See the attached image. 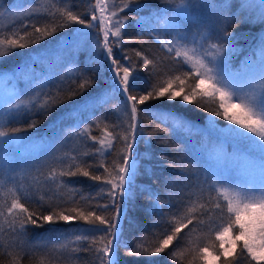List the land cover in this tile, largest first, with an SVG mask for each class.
<instances>
[{
    "label": "snow or ice",
    "instance_id": "6c2138e0",
    "mask_svg": "<svg viewBox=\"0 0 264 264\" xmlns=\"http://www.w3.org/2000/svg\"><path fill=\"white\" fill-rule=\"evenodd\" d=\"M2 7L0 5V9ZM149 7L139 0H92L91 11L81 15L71 7H57L52 4L43 13L39 8L28 11L29 17H49L48 24L40 26L35 23H22L18 31H10L6 36L0 34V62L12 55L16 49L36 45L72 24L80 26L74 29L75 39L69 42L74 51H80L91 40L90 51L97 53L95 57L89 55L84 61L85 68L80 73L78 82L72 81L75 88L69 89L63 96L58 88L55 94L32 90L35 91V98L31 92H23L15 96L10 94L12 98L3 99L0 103V179L7 177L14 181L12 173L18 169L31 171L28 162H23L21 169V162L14 160L10 149L21 144L22 132L27 133L39 127V122L32 117V113L36 111L46 117L55 106L70 100L75 102L68 104L62 117L53 122V127H59L64 120H71L73 124L69 125L70 128L91 140L93 146H101L96 149L97 153L103 149L107 152L115 151L116 154L111 165L89 163L76 156L65 155L61 159L64 166L59 169L50 168L44 176L45 182L50 181L61 187H69L72 184L70 178L77 176L106 185V189L100 190L105 192L109 203L98 207L108 209L111 213L108 217L97 214L96 211L85 212L78 207L53 210L45 214L30 208L32 203H38L34 198L13 194L11 202L0 208V217H4L0 232H7L13 238L7 245H0V249L13 256L11 264H20L19 257L25 251L23 238L27 235L28 225L42 227L45 223L55 225L75 220L82 221L89 227H77L75 238L71 241L75 245L72 252H94L99 264H121L119 256L122 248L128 256H158L165 253L174 241L183 239L181 233L184 229L191 232L197 227L213 230L215 240L219 242L215 246V254L210 253L207 246L198 250L207 264H264V34L256 42L253 51L255 59L252 56L247 57L238 69H234L231 64L232 55L237 51L234 44L239 39L233 26L241 22L264 24V0H242L241 7L253 14L225 16L219 27L210 25L196 14L206 8L226 11L228 0H224L219 6L213 4L212 0H179L175 7L157 8L153 14L154 26L147 32L142 26L144 18L137 19L139 30L135 36L125 40L130 27L129 21L132 19L128 12H139ZM185 20L192 22L195 26L194 32L186 26ZM85 29L89 31H84ZM93 33H96L95 37ZM146 34L156 40L178 66V70L166 75L153 73L157 61L149 59L141 51L135 52L142 61L139 65L134 64L130 56L118 57L114 53V48L123 51L124 44L140 42ZM23 55L32 62L31 65L26 64V67H34L40 58L39 50L36 49ZM122 60L125 62L122 63ZM96 61L100 62L95 68H91ZM143 70H147L148 77L160 76L159 82L143 87L139 75ZM10 71L0 68V80L4 81ZM89 71L95 75H88ZM105 73L110 75L105 76ZM12 74L15 75V72ZM148 77L144 78L145 84L148 83ZM101 78L104 80L103 85L99 82ZM89 89L95 91L85 96L84 93ZM110 93L121 98V110L126 118L111 126L107 122L106 114L96 115L98 109L105 108L110 103ZM76 97L81 99L77 100ZM197 97H212L213 110L205 118L206 124L203 128L196 127L194 121L176 111L175 106L157 113L154 117L165 127L171 128L173 134L187 130L189 134L195 131L200 135L198 154L182 161L188 165L187 172L191 176L183 168L175 170V161H169L166 152H161L158 160L174 169L164 180L166 191L176 186L177 182L173 177L185 176L186 179L198 181L209 196L208 199L185 205L188 209L185 216L171 211L166 214L165 206L160 203V194L149 186L136 184L140 159L135 152V146L142 140L146 146L152 143V134L146 133L142 128L139 116L141 111L147 109L140 106L148 101H175L177 98L187 104ZM5 116L10 117L8 123L27 118V128L8 127L4 122ZM217 118L226 121L227 126L218 127ZM92 125H103L101 136L91 135L88 129ZM64 131L61 127L60 132ZM157 140L166 144V140ZM58 142L59 139L54 133L50 152L56 150ZM180 143L184 147L178 151L187 153L186 140H181ZM145 158L151 160L153 157L150 152H145ZM94 167L102 168L103 173L93 172ZM36 171L39 172V167ZM145 171L150 177L154 174L151 165L146 166ZM65 177L69 179H63ZM37 183L40 181L37 180ZM137 190L141 194L146 193L149 200L148 205L139 209L136 204ZM22 199L24 202H21ZM43 199L40 196L39 201ZM130 208L138 215L158 213L162 218L167 217L168 227L156 236L157 242L151 247L143 243L129 247L124 240V220L127 219L129 225L138 222L137 216L129 218ZM214 215L216 220H213ZM214 225L216 226L213 227ZM62 231L56 227L48 229L49 233ZM64 239L68 238L65 236ZM85 242L87 247H83ZM63 246L67 247L68 244ZM177 255L179 254L175 250L169 254L173 262ZM144 264L158 262L148 259Z\"/></svg>",
    "mask_w": 264,
    "mask_h": 264
},
{
    "label": "trees",
    "instance_id": "16d2710c",
    "mask_svg": "<svg viewBox=\"0 0 264 264\" xmlns=\"http://www.w3.org/2000/svg\"><path fill=\"white\" fill-rule=\"evenodd\" d=\"M91 2L92 0H67V2L65 0H0V5L3 6L0 9V34L6 36L10 34V31H18L22 23H35L40 26L49 23L50 18L44 15H41L39 19L29 17L28 11L30 9L39 8L40 12L43 13L46 7L56 4L57 7H71L74 12L83 15L91 11ZM139 2L150 7L139 12H128L132 19L129 21L130 27L125 35V40L130 36H135L139 30L140 26L136 24L137 19L144 18L145 22L142 26L147 32L151 26H154L153 14L155 10L163 7H175L179 0H139ZM212 3L219 6L224 3V0H212ZM241 4L242 0H228L226 11L221 12L215 8H206L196 15L209 22L210 25L219 27L223 23L225 16L233 14L248 16L253 14L242 8ZM123 14L121 13V15ZM187 22L188 20H185L186 26L190 27ZM79 27V25L72 24L36 45H31L25 49H16L12 55L5 57L0 62V68L11 71L7 73L4 81L0 80V89L4 90L8 95H21L23 92H31L33 98H35V91L32 90L55 94L59 88L63 96L69 89L75 88L76 85L72 81L77 80L78 82L79 75L85 68L84 61L89 55L93 57L97 55V53L90 51L91 40L78 52L74 51L72 45L65 47L64 43L75 38L74 29ZM161 27H163V22H161ZM84 31L89 30L85 29ZM233 31L239 39L234 44L237 51L232 55L231 64L234 69H238L247 57L252 56L255 59L253 51L259 36L264 34V24L241 22L233 26ZM95 35L96 33H93V37ZM163 38L167 39L168 37ZM34 49L39 50L40 58L36 61L34 67H26V64L31 65L32 62L28 61L23 54L32 52ZM59 49L62 50L60 55L57 54ZM113 51L118 57L130 56L132 62L136 65L141 64L142 61L135 55V52L141 51L149 59L157 61L156 68L152 70L153 73L166 75L178 70L175 62L167 56L156 40L147 34L140 42L124 44L123 51L117 48H114ZM99 62H94L90 67L95 68ZM124 62L122 60V63ZM17 65H19V68H17ZM13 72H15V75L12 74ZM88 75L94 76L95 73L89 71ZM104 75H110V73H105ZM139 75L141 76L140 83L143 87L156 84L160 80V76L148 77L147 70L140 71ZM145 77H148L147 84L144 83ZM99 82L103 85V78ZM205 87L207 86L205 85ZM94 91L95 89H89L84 95L88 96L89 93ZM22 98L27 99V97ZM109 98L110 103L107 107L98 109L96 115L106 114L107 122L111 126L121 123L126 118L121 110V98L112 93H110ZM76 99L79 100L81 97H76ZM74 102L70 100L67 103L58 104L46 117L39 115L36 111L32 113V117L39 122V127L29 130L27 133L22 132L21 144L10 149L14 160L21 162V169H23V162H28L31 171L25 172L18 169L17 172L12 173V176L15 177L14 181L8 180L7 177L0 179V208L10 203L15 193L16 195L34 198L38 203H32L30 208L45 214L53 210H70L73 207H78L85 212L96 211L97 214L105 217L110 216L111 213L108 209L98 207L109 203V198L105 195V192L100 190L101 188L106 189V185L91 181L83 176L70 178L72 184L69 187H61L50 181H44V176L47 175L50 168L59 169L64 166L61 163V159L65 155L76 156L89 163H106L108 165H111L116 158L115 151L107 152L102 149L97 153L96 149L101 146L99 144L93 146L91 140L79 135L77 130L70 128L69 125L73 124L71 120H64L59 127H53V122L62 117L68 104ZM153 105L161 107H150ZM171 106H175L176 111L182 112L183 115L193 120L198 128L205 127V118L213 110L212 97H197L196 100L187 104H183L177 98L175 101L166 99L153 100L141 105L142 109H147V111H141L139 114L142 120L141 126L146 133L152 134V143L150 146H146L142 140L135 147V152L140 159L136 184L149 186L154 192H158L162 197L160 203L165 206L164 212L166 214L171 211V213H179L181 216H185L188 214V209L185 205L191 204L193 201L198 202L208 199L209 194L206 189L199 185L198 181L186 179L185 176L173 177V180L177 182L176 186L171 187L167 191L165 190L164 180L168 177L169 172L174 169L168 168L165 162L159 161L158 155L161 152H166L168 160L175 161V170L178 171L183 168L186 170V174L191 176V173L187 172L188 165L182 163V161L188 157L194 158L198 154L201 140L200 135L195 131L189 134L187 130H183L173 134L171 128L165 127L163 123L154 118L157 113L166 111ZM9 120L10 117L5 116L4 122L8 124V127L27 128V118H21L19 122L12 123H8ZM217 120L218 127L227 126V122L222 118H217ZM102 126L92 125L88 131L91 135L99 137L102 135ZM61 127L65 129L63 133L60 132ZM82 127L83 125H81ZM54 133L58 137L59 142L56 145V150L50 152L49 148ZM27 137L31 138L28 139ZM157 138L166 140V144L158 142ZM181 140H186L188 144L187 153L178 151V149L184 147L180 143ZM106 147L107 145H105ZM145 152H150L153 158L151 160L146 159ZM85 153H92V155L86 156L84 155ZM148 165H151L153 169L154 174L151 177L145 171ZM37 167H39V172L36 171ZM92 171L103 173L102 168L94 167ZM63 179L68 180L69 178L65 177ZM37 180L40 181L39 184ZM37 188H39L38 192L36 191ZM10 189L11 191H9ZM17 189H23L24 191L20 192ZM40 196L44 197L43 201H39ZM81 197L84 199H81ZM163 197H167V199ZM21 202H24V200L22 199ZM41 204L43 205L42 207L40 206ZM136 204L138 209L141 206L148 205L147 194H141L137 190ZM169 205H171V209H169ZM70 214L75 215V213ZM128 216L129 218L137 216L138 219V222L133 225H129L127 219L123 222V238L128 242L129 247H134L141 243L151 247L157 242L156 236L163 233L168 227L166 223L167 217L162 218L158 213L152 215L140 213L138 215L137 212L132 211L130 208ZM216 219L217 217L214 215L213 220ZM0 224H4V217H0ZM78 226L89 227V225L79 220L59 222L55 225L45 223L42 227L28 225L27 235L23 238L25 251L19 257L20 264H99L95 259L94 252H72V247L75 245H72L71 241L75 238ZM53 227L63 231L61 233H49L48 229ZM65 236L68 238L67 240L64 239ZM181 236L183 237L182 240L174 241L173 245L166 249L165 253L155 257L128 256L122 248L119 256L120 262L121 264H144V261L152 259L157 261L158 264H205V260L198 250L207 246L209 252L215 254V246H218L219 243L215 240V232L207 227H197L191 232L188 229H184ZM12 239L7 232H0V245H7ZM65 244H68V246L64 247L63 245ZM83 247H87L86 242ZM173 250L179 254L175 262L169 256ZM238 251L239 249H237ZM12 260L13 256L7 255L3 249H0V264H11ZM215 263L219 264V262Z\"/></svg>",
    "mask_w": 264,
    "mask_h": 264
},
{
    "label": "rangeland",
    "instance_id": "374dc122",
    "mask_svg": "<svg viewBox=\"0 0 264 264\" xmlns=\"http://www.w3.org/2000/svg\"><path fill=\"white\" fill-rule=\"evenodd\" d=\"M190 24V28L192 29V31H195V26L192 24V22L190 20H188V22ZM75 39V38H74ZM73 39L68 40L67 42L64 43L65 47L70 46L71 44L69 43L70 41H72ZM64 49V48H62ZM62 50L59 49V51L57 52L58 55H60L62 52ZM207 86V85H206ZM15 96V95H12ZM12 96L6 94V92L4 90L0 89V103H2L4 98H12ZM136 147V146H135ZM205 264H207V262L205 261ZM216 264V263H215Z\"/></svg>",
    "mask_w": 264,
    "mask_h": 264
}]
</instances>
